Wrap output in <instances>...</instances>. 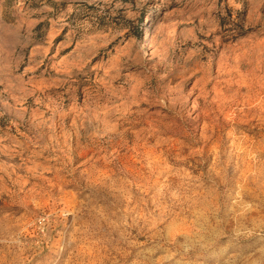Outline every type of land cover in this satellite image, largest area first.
Here are the masks:
<instances>
[{"label":"rangeland","instance_id":"374dc122","mask_svg":"<svg viewBox=\"0 0 264 264\" xmlns=\"http://www.w3.org/2000/svg\"><path fill=\"white\" fill-rule=\"evenodd\" d=\"M0 264H264V0H0Z\"/></svg>","mask_w":264,"mask_h":264}]
</instances>
